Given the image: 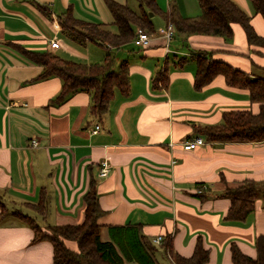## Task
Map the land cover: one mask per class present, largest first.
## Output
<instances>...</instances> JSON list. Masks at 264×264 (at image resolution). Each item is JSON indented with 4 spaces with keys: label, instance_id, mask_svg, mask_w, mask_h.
<instances>
[{
    "label": "crops",
    "instance_id": "obj_1",
    "mask_svg": "<svg viewBox=\"0 0 264 264\" xmlns=\"http://www.w3.org/2000/svg\"><path fill=\"white\" fill-rule=\"evenodd\" d=\"M233 1L264 38V19L250 0ZM156 3L160 11L151 16L160 19L149 45L129 42L134 45L125 59L129 93L116 92L108 110L97 116L90 112L86 91L53 103L61 79L33 80L41 67L18 47L49 50L80 63L102 62L108 51L117 54L126 44L110 48L74 40L60 21L70 10L77 19L104 23L116 31L105 1L0 0V201L7 208L0 220V264H54L52 244L32 242L31 226L12 211L21 210L40 226L77 224L84 218L83 197L90 188L103 211L98 219L102 239L110 240L115 228L139 225V233L155 246V264H174L162 243L152 242L157 236H169L172 253L183 257L193 253L201 238L209 252L205 264H232L231 243L256 257L255 238L264 235V196L256 199L244 221L230 222L224 219L230 202L220 193L226 184L264 178V141L205 140L192 150L183 149L182 142L204 138L195 128L220 122L226 111L259 110L247 90L226 85L222 75L195 89L191 51L210 52L213 59L255 78L264 77V46L249 44L242 26L234 23L228 41L218 35L186 36L175 29L166 52L156 31L170 22L172 7L183 17H197L201 11L198 0ZM52 39L58 41L57 48L50 47ZM162 68L167 69L168 82L165 88H156L152 79ZM103 160L109 163V172L102 177ZM200 184L206 186L203 199L194 195ZM42 189L47 200L44 218L25 206L36 203Z\"/></svg>",
    "mask_w": 264,
    "mask_h": 264
},
{
    "label": "trees",
    "instance_id": "obj_2",
    "mask_svg": "<svg viewBox=\"0 0 264 264\" xmlns=\"http://www.w3.org/2000/svg\"><path fill=\"white\" fill-rule=\"evenodd\" d=\"M112 15L116 31L106 24L77 19L67 10L60 21L72 39L89 40L110 48H120L132 42L135 29L140 27L149 34L155 32L152 15L160 9L156 0H135L138 9L134 10L126 3L104 0ZM254 10L264 19V0H250ZM200 14L197 17H183L172 7L168 20L176 31L186 36L192 34H209L221 36L224 40L233 37L232 24L242 26L249 44L263 45L264 38L258 36L250 24L249 15L233 0H198ZM19 51L32 63L41 67V72L33 80L57 76L62 85L53 103L64 101L77 91H86L90 96V112L101 116L109 108L116 92L127 95L130 90L129 64L127 60L119 63L115 54L107 52L100 63H80L65 59L49 50H30L18 47ZM190 58L196 62L193 79L195 89L209 84L217 75H222L226 85L248 91L252 102L259 104L257 113L251 110H230L222 114L216 124L197 126L205 140L210 142H259L264 141V77L252 78L248 73L228 63L212 58L207 51H191ZM186 58H180L182 62ZM166 68L159 69L152 79L156 88H165L168 82ZM201 185V184H200ZM206 189L194 192L203 199ZM263 193L264 178L261 181L244 179L236 186L225 185L221 197L230 202L224 219L230 222L244 221L254 211L257 196ZM85 203L84 218L77 224H46L40 226L34 218L16 209L12 211L22 222L33 230L32 242L47 240L52 244L54 264H155L153 251L155 246L139 233V225H127L112 230L111 239L101 237V225L98 219L103 214L97 196L90 188L83 197ZM25 206L45 217L47 210L46 193L42 189L36 203H25ZM7 208L0 201V220ZM170 237H162L161 246L174 264H205L208 260V249L198 238L193 253L183 257L172 253ZM72 244L74 246H72ZM256 257L245 255L235 243H231L232 264H264V235H258L254 242Z\"/></svg>",
    "mask_w": 264,
    "mask_h": 264
},
{
    "label": "built area",
    "instance_id": "obj_3",
    "mask_svg": "<svg viewBox=\"0 0 264 264\" xmlns=\"http://www.w3.org/2000/svg\"><path fill=\"white\" fill-rule=\"evenodd\" d=\"M157 36L163 38L164 42H165V51L169 52V43L172 41V39L174 38V34H175V28L173 23L171 22H167L164 26L159 27L156 31ZM151 35L149 34L147 31H145L144 29L137 27L135 29V35L133 38V43L137 46L140 47H146L149 45L150 40H151ZM51 48H57L59 46L58 41L56 40H50L49 43ZM99 126L96 125L94 127V129H92L91 131L93 133L98 131ZM206 141L203 137L201 136H194L191 138H187L182 142V147L185 150H192L200 145L205 144ZM32 145H36V141H32ZM109 172V163L106 160H103L100 162V171H99V175L100 176H106ZM203 189H206V186L201 184L199 186L196 187V192H201ZM162 241V236H157L155 238H153L152 242L159 244Z\"/></svg>",
    "mask_w": 264,
    "mask_h": 264
},
{
    "label": "rangeland",
    "instance_id": "obj_4",
    "mask_svg": "<svg viewBox=\"0 0 264 264\" xmlns=\"http://www.w3.org/2000/svg\"><path fill=\"white\" fill-rule=\"evenodd\" d=\"M129 7H131L132 9L134 10H137L138 9V3L137 1L135 0H127L125 2ZM157 19H160L158 16H152V20H153V23H154V26L157 27L158 26V20ZM173 42V40H172ZM134 48V45H132L131 43L129 44H126L121 51H119L117 54H115L116 56V60L117 62L119 63L120 61L122 60H125L128 58V55H127V51H129V49H132ZM263 195V193H260L257 198H260L261 196ZM9 206V205H8ZM30 213H33L32 211H30ZM173 261V260H172Z\"/></svg>",
    "mask_w": 264,
    "mask_h": 264
},
{
    "label": "water",
    "instance_id": "obj_5",
    "mask_svg": "<svg viewBox=\"0 0 264 264\" xmlns=\"http://www.w3.org/2000/svg\"><path fill=\"white\" fill-rule=\"evenodd\" d=\"M149 15H151V13H149Z\"/></svg>",
    "mask_w": 264,
    "mask_h": 264
}]
</instances>
